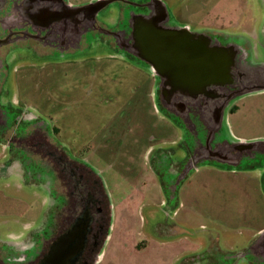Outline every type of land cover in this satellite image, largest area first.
I'll list each match as a JSON object with an SVG mask.
<instances>
[{
  "label": "rangeland",
  "instance_id": "1",
  "mask_svg": "<svg viewBox=\"0 0 264 264\" xmlns=\"http://www.w3.org/2000/svg\"><path fill=\"white\" fill-rule=\"evenodd\" d=\"M91 1L67 0L73 6ZM159 1L173 27L216 40L238 37L262 52L264 0ZM115 7L99 14L110 16L108 29L118 20ZM8 62L3 101L46 126L55 147L102 184L110 220L92 264H245L247 240L264 227V91L230 102L213 141L254 146L235 163L203 161L178 179L161 152L181 158L186 143L171 144L175 120L154 99L157 80L148 66L101 46L55 57L21 51ZM13 181L0 183L2 234L39 224L41 199ZM25 238L15 243L23 248ZM20 248L11 249L18 254Z\"/></svg>",
  "mask_w": 264,
  "mask_h": 264
},
{
  "label": "flooded vegetation",
  "instance_id": "2",
  "mask_svg": "<svg viewBox=\"0 0 264 264\" xmlns=\"http://www.w3.org/2000/svg\"><path fill=\"white\" fill-rule=\"evenodd\" d=\"M95 1L73 6L67 0H0V183L3 181L8 186L9 181L16 180L19 189L30 188L31 193L35 192L37 199H41L38 226L35 224L29 232L19 234H2L0 230V264H57V251L64 242L72 245L77 240L82 246L74 264H92L107 236L110 217L100 180L84 165L60 152L46 126L39 124L37 119L27 118L13 103L2 99L10 76L8 61L21 51L37 57H55L101 46L146 65L128 51L131 44L129 21L131 16L148 15L157 5L150 0L114 1L111 4L116 5L115 17L118 20L116 26L108 29L106 22L110 16L104 19L99 14L111 4L95 15L80 10ZM169 21L168 15L165 27H172ZM211 38L212 44L225 46L223 39L215 41L213 36ZM260 48L264 53L263 44ZM238 57L229 68L228 79L223 81L220 75H223L224 67L212 68L203 75L197 68L190 67L192 70L169 75L167 79L154 76L158 101L163 93L168 98L170 94L173 100L197 101L196 105L189 104L184 116H172L187 136L182 171L195 161H212L218 157L230 163L236 162L234 156L239 146H230L225 140L213 143L215 133L223 131V122L211 135L216 121L210 122L209 117L240 91L243 83L240 77L246 72L240 66L241 56ZM255 59L264 61V57ZM203 79H207L211 86L209 91L199 92L195 85L202 83ZM162 82H167V90L160 88ZM176 84L182 89H175ZM180 175L176 173L174 176ZM24 237L28 245L20 248L21 245L15 241ZM248 246L245 264H264L249 260L253 254H264V237L255 239ZM12 247L21 251L15 254ZM68 264L73 263L70 261Z\"/></svg>",
  "mask_w": 264,
  "mask_h": 264
},
{
  "label": "water",
  "instance_id": "3",
  "mask_svg": "<svg viewBox=\"0 0 264 264\" xmlns=\"http://www.w3.org/2000/svg\"><path fill=\"white\" fill-rule=\"evenodd\" d=\"M114 1L117 0H96L93 3L81 7L80 10H85L86 12L90 11L95 15ZM150 1L154 2L157 7L154 9L151 8L148 15L131 16L129 21L131 44L129 47L130 50L128 51L146 64L155 77L164 79L175 73L180 74L192 70L190 67L197 68L203 75L206 74L208 70L211 71L212 68L220 69L224 67L223 75H220V79L223 81L228 79L229 68L234 65L236 56L239 55L238 58L241 56L239 60L240 66L244 68L246 72L245 75L240 77L243 81L242 86H240V91H238L236 95L229 98V101H225L221 104V107L217 109L214 116L210 114V122L216 121L214 126L213 122L210 124L211 128L213 126L212 135L223 122L224 111L229 102L246 94L264 91V61H256L253 58L251 46L247 45L245 41L240 43L238 37H226L223 39V41H225V46H219L218 43L212 44L211 35L205 33H191L186 27H165L164 23L168 22V13L165 6L159 0ZM127 3L132 6H139L131 2ZM214 40L216 41L215 37ZM240 46L244 47V49H241ZM169 85L172 86V84ZM195 86L198 87L197 90L199 92H206L207 90L209 91L208 88L211 84H209L207 79H203L202 83H198ZM162 87L167 90V82H162L160 88L162 89ZM172 88H174V86H172ZM175 89H182V86L180 88L179 85L176 84ZM159 104L167 114L177 118L184 116L188 110L189 104L190 106L196 105L197 101L173 100L170 94L168 98L166 93H163L159 100ZM240 145L241 143H239V146ZM252 146L254 145L250 144L244 148L249 149L252 148ZM244 148L238 149V153L245 151ZM237 154L236 157L234 156L235 161H237L238 158ZM216 159L222 160L219 157ZM189 170L190 169H187L184 175L187 174ZM81 246L82 243L78 240L72 245L68 242H64V245L57 251L59 256L57 258V264H68L70 261L74 264L76 261L75 259L78 258L80 252L78 250H80Z\"/></svg>",
  "mask_w": 264,
  "mask_h": 264
},
{
  "label": "crops",
  "instance_id": "4",
  "mask_svg": "<svg viewBox=\"0 0 264 264\" xmlns=\"http://www.w3.org/2000/svg\"><path fill=\"white\" fill-rule=\"evenodd\" d=\"M256 20H257V18H255V22H256ZM262 39H263V41H262V44H263V46H264V33L262 34ZM251 46V45H250ZM253 48H254V46L253 47H251V52H252V55H253V58L255 59L257 56H258V54H259V56H260V54H264V53H262V52H260L257 48L258 47H255L256 48V50L253 52ZM257 55V56H256ZM261 58H263L262 56H260ZM256 60V59H255ZM154 99L156 100V101H158L157 100V97H156V92H154ZM160 105V104H159ZM165 111V110H164ZM169 116H171V115H169ZM172 117V116H171ZM175 120V121H174ZM173 121V124H174V126H175V128L177 129L176 130V135H177V138H176V141L177 142H174V141H172L171 142V144H173V146L174 147H178L180 144H181V142L182 141H184V142H186V140H185V137H184V139H183V136H184V132H181V131H183L182 129V126L176 121V119H174ZM183 142V143H184ZM179 148V147H178ZM180 152H182V154H183V156L181 157V158H179L178 157V154H177V152L175 151H173V153H171V154H168V156L166 155V153L165 154H163L162 152H161V155H164L165 157H166V160L164 161V163H168V166H169V169H168V173L169 174H172L173 175V177H176V176H174L176 173L179 175V173H181V175L179 176V177H177L178 179H181L182 177H183V175H184V172L185 171H187V169H189V167L186 169V170H184V171H182V165L185 163V159H186V157H185V152H184V147H182V148H180ZM162 156H160V157H158V158H161ZM185 158V159H184ZM173 159H177V160H181V161H174V162H172L173 161ZM214 159H216V158H214ZM219 161H220V163L221 164H226L227 165V163H230V162H227V161H223V160H220V159H218ZM221 161H223V162H221ZM203 162V161H202ZM198 163H201L200 161L199 162H196L195 161V163H192L190 166L193 168L194 166H196V164H198ZM239 165V164H238ZM264 167L262 168V170H261V172L263 173V176L261 175V176H259V179H260V182H259V184H260V186H261V188H262V190H261V188H260V190H261V195L263 196V198H264ZM182 171V172H181ZM249 171H252V172H256V173H260V172H258V171H253L252 169H249L248 168V170H247V172H249ZM257 234H259L260 235V237H264V227L263 228H260V229H258L256 232H253V234L251 235V238H250V240H247V243L248 244H251L253 241H255V239L253 238V236L254 235H257ZM248 257L246 256V260H248L247 259ZM249 260H251V262H259V263H262V262H264V254H261L260 256H258V255H251L250 257H249Z\"/></svg>",
  "mask_w": 264,
  "mask_h": 264
}]
</instances>
